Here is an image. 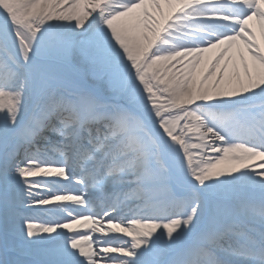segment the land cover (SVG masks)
Instances as JSON below:
<instances>
[{
	"label": "snow or ice",
	"instance_id": "6c2138e0",
	"mask_svg": "<svg viewBox=\"0 0 264 264\" xmlns=\"http://www.w3.org/2000/svg\"><path fill=\"white\" fill-rule=\"evenodd\" d=\"M0 264H264V0H0Z\"/></svg>",
	"mask_w": 264,
	"mask_h": 264
}]
</instances>
